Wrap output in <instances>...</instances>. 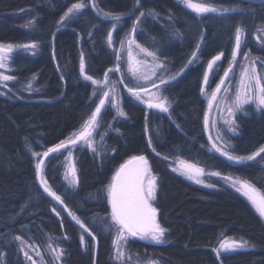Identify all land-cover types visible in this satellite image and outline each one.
Segmentation results:
<instances>
[{"label": "trees", "instance_id": "1", "mask_svg": "<svg viewBox=\"0 0 264 264\" xmlns=\"http://www.w3.org/2000/svg\"><path fill=\"white\" fill-rule=\"evenodd\" d=\"M74 2L0 0V44L38 45L33 54L17 51L11 61L17 78L14 88L25 90L30 84L37 93L0 94V264H26L16 236L40 248L57 241L65 264H119L112 259L116 226L109 227L107 186L121 165L139 155L146 157L158 177L155 207L159 223L167 231L163 244L129 241L131 254L158 264H264V222L248 200L230 188L197 186L171 168L173 161H184L207 174L219 172V176H234L264 187V153L254 161L236 163L210 149L205 127L207 105L202 95L206 65L220 53L224 63L230 60L237 25L246 30L244 47L259 57L258 70L264 83V45L254 41L257 34L264 35V4L203 0L243 10L221 17L212 13L196 16L179 0H141L142 7L124 16L117 36L132 31L140 11L154 9L159 13L140 18L135 37L163 62L164 76L169 78L164 94L173 105L171 113L148 112L125 96V118L114 122L101 158L87 150L76 151L75 189L64 181L60 157L56 153L43 157L45 179L61 195L64 203L60 204L44 192L36 175V157L31 153L43 156L90 116L93 88L81 75V57L86 75L93 79L104 77L116 62L107 43L115 21L98 16L91 0H86L88 6L79 18L58 23ZM96 2L112 12H129L134 6V0ZM33 19L34 28L29 30L25 24ZM172 76L176 78L170 79ZM113 120L108 114L103 123ZM237 123L239 133L226 139L229 152L245 156L264 146V109L247 108ZM69 212L80 218L95 240ZM225 238H243L254 247L217 259L213 249Z\"/></svg>", "mask_w": 264, "mask_h": 264}, {"label": "snow or ice", "instance_id": "2", "mask_svg": "<svg viewBox=\"0 0 264 264\" xmlns=\"http://www.w3.org/2000/svg\"><path fill=\"white\" fill-rule=\"evenodd\" d=\"M92 7L96 10L98 16H102L105 19L113 20V21H121L122 18L126 15H131L132 12L136 11L140 7H142L141 0H134L133 9L129 12H112L110 10H104L100 8L96 0H91ZM185 8L190 9L196 16H202L206 13H212L221 17H226L229 13H240L243 10L236 7H217L211 3H205L203 0H179ZM88 6L86 0H76V2L72 3L70 7L67 8V11L60 18L58 23H63L66 19L69 18H79V14L83 12V10ZM159 13H157L154 9H148L147 11H140L139 17H137L136 22L132 27V33L136 32V24L141 23L140 18H147L148 16L156 17ZM35 19L30 21V24H34ZM116 24L112 25V29L115 30ZM259 30V29H258ZM245 29L237 25L234 33L235 40V48L232 53L233 58H235L241 49L242 38L245 34ZM179 35V33H177ZM108 43L112 44V33H108ZM130 44L135 43V40L129 41ZM14 47H23V48H31L35 49L38 47L36 43L31 44H22V45H3L0 44V68L5 67V58L6 53L11 52ZM136 47L139 48L142 52L146 53V55L152 56L154 59H158L154 52H149L146 48H143L141 45L136 44ZM197 50H199V46H197ZM223 53L215 56L207 65L208 69L211 70L213 64ZM245 58L247 59L248 53H245ZM193 59L196 58V52L192 53ZM259 59V57H257ZM189 64L192 63V60L188 61ZM158 67H164L163 64H158ZM84 60L83 56L80 61V72L85 80H91L93 84H98L99 82L94 80L91 76L86 75L84 72ZM227 72H225V77H227ZM245 76L248 79V84L244 87L241 93H238L236 99L233 101V106L229 108V114H234L235 111H239L243 109L244 104L249 103L251 99H255L258 103V108H264V83H262V77L257 74L255 69V61H252L251 74L249 75V70L245 69ZM175 76L170 77V79H175ZM14 77L8 75H0V80L8 81L12 80ZM208 77L204 76V83L207 84ZM161 83H167V81L161 80ZM223 80H221L220 85H217L216 89L212 93V99L216 98V93L220 91V87L223 84ZM28 87H31L29 84ZM129 91L137 98L141 99L140 93L138 91L129 88ZM203 91V89H202ZM259 93L257 96L256 93ZM95 95V92H94ZM109 98V92H103V98L99 99V104L95 107V110L91 113L89 118L84 122L81 126V130L72 134L71 137L66 141H62L59 144H56L54 147L48 148L46 151L42 153L43 157L47 158L50 153L60 152L62 148H67L69 143L76 144L79 141H85L89 144V147H93V141L90 140L92 137L93 131L96 127L99 126V120L101 118V109L104 108L106 100ZM144 102V101H142ZM112 107L118 108V114L120 116H125L126 113L122 108L118 107V102L116 100L109 101ZM147 106L149 108H157L163 112H168L170 104L166 97H161L159 93L153 94L150 97L149 101H147ZM225 123L234 124L235 121H225ZM208 124V118L205 116V126ZM118 131V129H117ZM229 131L235 132L234 127H230ZM152 141L149 140V145H151ZM213 148L220 152L222 156H225L229 161H234L236 163H241L245 161H254L257 157H260L262 153H264V146L260 147L257 151L252 152L249 155L240 156L234 155L231 152L225 150H221V148L217 147L213 144ZM31 150V149H29ZM93 151L96 149L93 147ZM34 157H38L41 153L32 151L31 153ZM183 166L184 171L182 174L187 175L189 179L194 180L196 183H201L202 181L198 179L199 176L205 174V170L203 168L197 167L193 164H187L184 161L180 162ZM43 164L44 160H39L36 163V175L37 178L41 182V186L45 193L48 196L52 197L55 201L63 204L64 201L61 198V195L57 194L56 191L53 190L52 186H50L47 180L43 176ZM135 164L134 168H130L129 165ZM176 171L177 169H173ZM210 175L219 176V172H211ZM71 175L73 176V180L75 181V167L73 166ZM150 177V178H149ZM147 178V179H146ZM225 179H229V177H224ZM234 185H239L237 187V191L242 192V194L248 199L253 208H255L259 217L264 220V194H261L256 187L248 180H236L233 179ZM156 177L151 175V170L148 165V160L143 156H133L130 161L126 164L120 166V169L116 172V175L113 177V182L107 186V197L108 202L111 205V220L112 225L117 227V239L114 241V247L116 249L115 259L123 260L125 256V252L123 250L120 241L127 239L126 235L131 237H139L141 240H147L153 242L155 244H161L164 242V237L166 233V229L163 228L157 222V208L153 207L151 202L156 197ZM55 211V209H53ZM69 215L76 221L77 224L87 232L89 236L95 240V235L85 226V224L77 217L74 213L69 212ZM67 238V237H65ZM16 240H23L20 236L15 237ZM81 244H84V236L80 237ZM254 247L250 241L240 238L239 240L232 239L228 240L227 238L223 239L219 243V247L213 249L216 253L217 259L220 258L221 253H228L232 251H236L238 249H246ZM21 251H24L21 248ZM55 261H59L60 257L63 255V249L54 250ZM25 256L27 259L31 260L32 257L25 252ZM43 259V258H42ZM35 264V262H33ZM148 264H158L156 261H149Z\"/></svg>", "mask_w": 264, "mask_h": 264}, {"label": "rangeland", "instance_id": "3", "mask_svg": "<svg viewBox=\"0 0 264 264\" xmlns=\"http://www.w3.org/2000/svg\"><path fill=\"white\" fill-rule=\"evenodd\" d=\"M67 20L68 19H66L65 21ZM115 24H116L115 30L112 29L111 31L112 44L109 45L107 41L108 47L115 54V57H116L115 65L105 74L104 77L100 79H94L99 82L98 84H93L91 80H86L91 83L92 88H93L92 97H91V102L93 105L92 112L95 110V107L99 104V99L103 98V92H109V98L108 100H106L104 108L101 109V118L99 120V126L95 128V130L93 131L92 137H90V140L94 142L93 147L96 149V151L94 152L93 147H89V144L86 143L85 141H79L76 144L69 143L67 148H62L60 152H56V156L60 157L59 160L64 170V175H63L64 181L67 183L68 186L74 189L77 187V184H78L76 156H75L76 151L87 150L90 154H92L96 158H101V156L106 151L105 139L108 133L111 131L114 122L115 121L117 122L119 120H124L125 118V116H120L118 114V108L112 107L109 101L113 99L116 100L118 102V107L122 108L123 98L127 96V97H130L133 101L141 104L149 112V111H158V110L149 109L146 107L147 101H149L150 97H152L153 94L159 93L161 97H166L164 94V87H165L164 84L165 83H161V80L168 82L169 78L168 76H164V72H163L164 67L161 68L157 66L158 64H163V62L157 56L156 57L158 59H154L152 56L146 55V53L142 52L139 48H137L136 44H139V45L141 44L136 40L135 33H132V31L122 33L120 36H117L116 32L119 30V28L122 27V23L115 21ZM34 25L35 23L30 24V21H29L25 24V27H27L29 30H33ZM133 39L135 40V43L130 44L129 41ZM254 41L255 43L263 46L264 45V35L262 33L257 34L254 38ZM17 51H28L31 54L34 53L33 49L23 48V47H14L11 52L6 53L5 67L0 68V75L12 76L14 77V79L8 80V81L0 80V94L4 97L16 95L18 94L16 93L18 91H19V95L22 93L27 94V95H34L35 93H37L36 91H33L31 87H28L25 90H22V86H19L17 89L14 88V85L17 82V78L14 74V70L11 67V61H12V57L14 53H16ZM148 51L151 52L150 50ZM245 53H248L247 59L245 58V55H244ZM252 61H255L256 72L258 75H260L259 70H258V60L250 53V51L247 48L244 47L243 38H242V45H241L240 52L235 58L231 56L230 60L227 63H224L223 57L221 56L220 59L217 60L215 64H213L211 70L208 69L207 67L208 64L206 65V75L208 77V82L207 84H205L203 81L202 95L207 105L206 116L208 118V124L207 126H205L206 132L209 138L210 149L214 152H217V151L213 148V144L221 148V150H225L227 146L226 150L229 151V147L226 143L227 136L236 135L239 133L237 119L239 115H241L242 113L246 111L247 108L252 107L256 110L264 109V108H258L257 101L255 99H251L249 103L244 104L242 110L235 111L234 114L232 115L229 114V108L233 106V101L236 99L237 94L241 93L244 87L248 84V79L245 76V69L249 70V75H250ZM84 72H85V68H84ZM225 72L228 73L227 77H225ZM221 80H223L224 83L221 85L220 91L216 93V98L213 100L212 93L216 89L217 85H220ZM261 82L263 83V81ZM129 88H132L133 90L138 91L140 93L142 100L137 99L129 91ZM94 92H95V95H94ZM256 95L258 96L259 93L257 92ZM167 100L170 104L169 111L162 112V113L170 115L173 105L169 101L168 98ZM108 114L112 115V119L114 120L107 124H104L103 122L104 120L107 119ZM225 121H235V123L230 124V123H225ZM81 126L75 132L80 131ZM230 127H234L235 132L229 131ZM68 138L66 140H68ZM217 153L220 154V152H217ZM42 158L43 156L36 157V163ZM180 162L181 161H173L171 163V168L172 170L177 169L176 171L173 170V172L181 176L182 178L186 179L187 181H190L191 183L197 186H200L202 188L208 189V190H217L219 187L230 188L238 192L246 200H248L242 194V192L237 191V187L239 185L233 184V179H236V180H242V179L234 177V176H213L205 172L204 175L198 177V179H200L202 182L196 183L194 182V180L189 179L187 175L182 174L184 169ZM187 164H191V163H187ZM73 166L75 167V181L73 180V176L71 175ZM149 168H150V165H149ZM44 169H45V166L43 164V176H44ZM151 175L156 177V184H157L156 194H157L158 177L154 175L152 171H151ZM224 177H229V179H225ZM112 182H113V179H112ZM254 187H256L257 190L261 194H264V187L260 188L256 185H254ZM155 200H156V197L154 200L150 201L153 207H155ZM253 209L255 210V208ZM156 219H157V222L159 223L158 211H157ZM125 235L127 237L126 241L125 240L120 241V244L122 245L123 250L125 252L124 259L121 261V260L115 259L116 249L114 247V241H116L117 239V227H116V231L113 237V250H112V259L114 261L118 262L119 264H126V263L148 264L149 261H152L150 259H140L136 254H131L128 250V243L129 241H132V240L140 241L144 243H150V244H155V243L147 241V240H141L139 237H131V236H128L127 234ZM165 240H166V237H164V242ZM228 240H232V239H228ZM19 248H20V252L26 264H33V262H35V264H65L63 261L64 251L59 261H55L54 259V256H55L54 250L62 249L57 243V241L56 242L51 241L50 243H47L44 247L40 248L35 244H30L23 240V243L19 241ZM21 248H23L24 251H21ZM247 249L248 248L238 249L236 251H243ZM236 251H232V252H236ZM25 252H27L28 255L32 257L31 260L26 258ZM232 252H228V253H232ZM228 253L222 252L221 255L228 254Z\"/></svg>", "mask_w": 264, "mask_h": 264}, {"label": "water", "instance_id": "4", "mask_svg": "<svg viewBox=\"0 0 264 264\" xmlns=\"http://www.w3.org/2000/svg\"><path fill=\"white\" fill-rule=\"evenodd\" d=\"M240 1L250 3V4H257V5L264 4V0H240ZM146 107L149 108L148 106H146ZM149 109H155V110L161 111L157 108H149ZM161 112H163V111H161ZM135 166H136L135 164L129 165L130 168H134Z\"/></svg>", "mask_w": 264, "mask_h": 264}]
</instances>
